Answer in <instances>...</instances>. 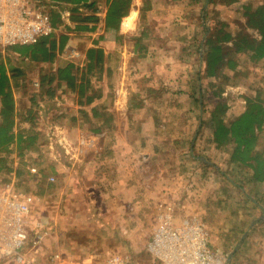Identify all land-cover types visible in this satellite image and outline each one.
Segmentation results:
<instances>
[{
    "label": "crops",
    "instance_id": "0c3cea01",
    "mask_svg": "<svg viewBox=\"0 0 264 264\" xmlns=\"http://www.w3.org/2000/svg\"><path fill=\"white\" fill-rule=\"evenodd\" d=\"M62 1L51 3L62 21L54 34L65 32L63 26L66 24L73 27L76 22L72 18L74 15L93 16L81 21L90 28L81 32L66 31L68 38L63 50L56 52L51 62H34L27 56L17 59V62L22 61L19 67L23 70L33 68L38 73L30 77L24 70L26 80H19V85L13 87L16 110L20 114L18 127L33 129V123L24 119L27 109H31L36 120L37 106L46 104L42 108L45 113H52L53 118L47 126L50 135L59 126L68 138L73 134L81 136L80 152L70 156L81 163V177L75 175L74 187H63L61 193L81 192V214L91 213V207L99 203L109 208L104 214L109 212L114 217L112 220H123L127 224L141 216L150 218L155 224L156 206L160 208L169 203L182 208L183 201L176 200L174 192L179 185L178 167L185 158L192 163L200 159V162L212 165L205 154L196 155L195 148L215 153L221 156L222 161L230 163L228 153L212 142L211 127L202 123V81L208 82L211 78L199 79L203 66V42L210 22L207 12L214 4L216 7L224 5L210 0H131L115 38L111 39L105 37L107 0H87L85 4H76L79 11L73 15L69 8L73 4ZM89 48L100 51L103 66L100 75L90 76L89 92L92 88L97 90L90 103L85 104V97H80V102L75 89L64 83L56 86V81L53 82L56 88L52 97L46 98L38 93L34 82L39 81L40 74L53 72L68 61L75 65L76 86L81 83ZM8 50L3 51L6 53ZM10 54L18 56L16 52ZM31 63L39 66H22ZM240 65L239 62L237 67ZM230 71L226 70V73ZM27 88L32 89L28 95L33 94L34 101L25 95ZM69 100L78 104L75 112L69 108V103L64 109L63 105H57ZM24 101L30 104L22 105ZM91 107L103 111L105 108L109 116L104 125L97 121L100 127L97 131L81 117L80 110ZM56 109L62 114L57 115ZM68 112L76 115L75 123L59 120V116ZM57 166L54 161L52 167ZM245 174L253 191L249 198L259 211L258 219L252 220L257 234L255 258L257 264H264V202L261 199L264 196V179L254 181L250 174ZM72 181L69 178V183ZM199 189L196 186L195 191ZM247 230L249 232L251 228L244 232ZM86 254L83 255L88 259Z\"/></svg>",
    "mask_w": 264,
    "mask_h": 264
},
{
    "label": "rangeland",
    "instance_id": "374dc122",
    "mask_svg": "<svg viewBox=\"0 0 264 264\" xmlns=\"http://www.w3.org/2000/svg\"><path fill=\"white\" fill-rule=\"evenodd\" d=\"M246 3L256 5L257 0H237L229 4L224 2L222 3L224 6L218 7L214 4L212 9L208 10L207 18L217 24L220 20L235 25L244 20L242 6ZM0 51L5 55V51ZM17 61L14 54L11 63L16 64ZM240 63L241 65L236 70L229 72L228 80L221 78V81L229 82L223 91V96L227 98L229 106L226 113L228 119L243 109L245 95L254 96L261 91V96L264 98V64L262 61L253 62L246 55H242ZM36 70L27 68L26 71L31 77V75H38ZM202 88L206 98L205 102L212 101L208 97L210 85L207 81H202ZM30 92L32 89L27 88L25 95L29 96ZM68 103L69 108L75 112L78 104L71 100L61 101L57 105H63L64 109L69 106ZM26 104L30 103L22 102V105ZM212 104V102L207 104V107L210 108ZM42 106L36 108V120L34 118L28 120L33 123L35 132L38 134L36 143L32 149L24 151L20 157L16 156L12 159L13 161H8L12 170L5 168L0 170V179H14L19 187L34 192L40 197L33 212V218L41 220L50 234L45 239L44 251L40 255V260H44L50 252L59 250L65 257L63 264H81L80 261L84 258L85 252H87L86 257L92 255V261L89 264H100L107 254L117 252L131 258L136 264H150L146 243L155 225L150 218L138 216L137 220H132V222L129 220L130 223L125 224L123 220H112L111 218L114 217L109 212L104 214L109 208L99 203L91 207V213L81 214V192L74 191L70 195L65 192L61 193L63 187L70 189L74 187V180L77 179L75 175L81 177V163L74 160V157H70L74 155V151L80 152V147H76L79 135L73 134L72 138H68L66 134H59L56 130L54 134L50 132L52 134L50 135L47 129L53 119L52 113H45ZM56 110L57 115L62 114V111ZM69 112L59 116V120L68 124L72 123ZM202 116L206 119L207 112H203ZM203 125L210 127L205 122ZM64 137L73 143L67 148L68 150L65 148L66 145L65 147L62 145V141L59 143V140ZM260 142L264 146V130L261 133ZM194 153L196 155L205 154L212 165L200 162V159L192 163L187 157L179 165L180 176L177 177L179 185L178 190L174 192L176 196L174 198L181 199L183 205L182 208L173 207L174 217L178 219L195 212L193 214L205 223L213 246L230 254L231 264H257L254 245L257 234L254 233V221L252 220L258 219L259 211L249 198L252 197L253 191L245 177V173L250 174L248 169L233 162L228 165L226 160H221V156L209 151L205 152V150L202 152L199 148H195ZM50 156L58 165L57 168L52 167L54 161ZM31 166L38 168L37 174L30 172ZM17 170L21 172L18 174ZM42 170L46 181L40 183L38 180L41 179ZM50 176L54 177L52 181L49 179ZM69 178L73 179L72 183H69ZM48 182H50V187L41 192V187L48 185ZM196 186L200 188L198 191H195ZM261 199L264 202V196H261ZM157 212L158 207L156 206L155 218ZM247 228L251 230L244 232ZM0 264L18 263L12 259H6L0 261Z\"/></svg>",
    "mask_w": 264,
    "mask_h": 264
},
{
    "label": "trees",
    "instance_id": "16d2710c",
    "mask_svg": "<svg viewBox=\"0 0 264 264\" xmlns=\"http://www.w3.org/2000/svg\"><path fill=\"white\" fill-rule=\"evenodd\" d=\"M55 3V0H47ZM63 2L62 0H57ZM73 4L71 14L78 12L76 4H85L87 0H67ZM216 3H232L237 0H210ZM131 0H107V10L105 15V37L114 39L115 33L122 16L126 15L130 7ZM244 20L230 25L226 21H218L219 24L210 20L206 28V35L203 42L204 52L202 54V69L199 71V79L208 80L210 88L209 98L212 101H206L202 93L203 112H207V118L202 123H207L212 129V142L217 148H223L228 153L230 162L242 165L248 169L250 177L254 181L264 179V146L261 145L260 137L264 130V98L261 91L254 96L245 95L243 109L232 116L226 117L229 108L227 98L223 96V91L228 81H221V78L228 80L230 77L226 70H236L240 62V57L246 55L253 62L262 61L264 64V0H257L256 5L251 3L243 4ZM52 23L58 27L62 21L57 9L49 8ZM73 27L64 25L65 32L54 34V32L41 36L34 42L28 44H16L8 48L9 50L2 54L0 51V170L5 168L12 170L8 161L16 156L20 157L24 151L32 149L38 139L35 129L28 130L18 127L17 118L20 116L16 110V101L13 95V87H17L22 80H26V72L19 67L21 62L11 63L10 52L18 53L15 56H27L31 61L51 62L56 56V52H61L68 38V31L81 32L89 29L86 19H92L93 16L74 15ZM67 31V32H66ZM10 51V52H9ZM32 64V63H31ZM73 62H65L57 67L53 72L40 74L37 91L46 98L52 97L56 86L67 84V87L77 91L79 101L80 97H85V104L90 103L93 94L97 92L93 88L90 90V76L97 73L100 75L103 66H101L100 51L95 48L87 50V63L85 69L81 72V83L75 84L76 74L73 71ZM264 68V65H263ZM20 80V81H19ZM214 87V88H213ZM99 90V88H98ZM33 100V94L28 97ZM213 103L210 108L207 104ZM31 109H27L24 119L32 120L34 115ZM81 117L84 121L91 123L94 131L100 129L97 121L104 125L109 121L108 114L98 107H91L89 110L81 109ZM76 115L71 114L72 123L76 122ZM22 120V119H21ZM15 152V153H14ZM16 154V155H14ZM13 161V160H12ZM8 162V164H7ZM18 174L21 172L17 170ZM40 183L45 182V173L40 172ZM11 178H4L10 180ZM43 181V182H41ZM17 184V183H16ZM48 185L42 186L46 190ZM150 256V255H149ZM150 264H152L150 258Z\"/></svg>",
    "mask_w": 264,
    "mask_h": 264
},
{
    "label": "built area",
    "instance_id": "2783aa9c",
    "mask_svg": "<svg viewBox=\"0 0 264 264\" xmlns=\"http://www.w3.org/2000/svg\"><path fill=\"white\" fill-rule=\"evenodd\" d=\"M47 0H0V50L16 44H28L52 33L55 26ZM35 87L39 85L34 82ZM59 134L63 129L55 127ZM66 149L73 145L65 137L59 140ZM81 149V136L76 141ZM68 150V149H67ZM74 151V150H73ZM77 152L74 151V155ZM38 173L36 166L29 168ZM49 179L52 181L53 176ZM39 195L19 187L14 179H0V261L12 259L18 264H63L65 257L59 250L47 254L44 260L45 239L50 235L45 224L33 218ZM173 206L158 208L156 223L146 243L152 264H231L228 254L213 246L205 223L194 214L174 217ZM42 219V218H41ZM91 257L81 264L91 263ZM100 264H136L127 256L113 252Z\"/></svg>",
    "mask_w": 264,
    "mask_h": 264
},
{
    "label": "water",
    "instance_id": "95a60500",
    "mask_svg": "<svg viewBox=\"0 0 264 264\" xmlns=\"http://www.w3.org/2000/svg\"><path fill=\"white\" fill-rule=\"evenodd\" d=\"M231 258H230V254H228V260H230Z\"/></svg>",
    "mask_w": 264,
    "mask_h": 264
}]
</instances>
